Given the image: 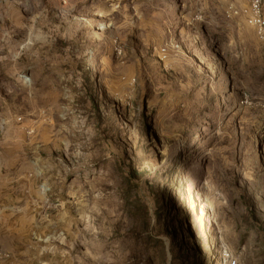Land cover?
I'll return each mask as SVG.
<instances>
[{
  "label": "rangeland",
  "instance_id": "1",
  "mask_svg": "<svg viewBox=\"0 0 264 264\" xmlns=\"http://www.w3.org/2000/svg\"><path fill=\"white\" fill-rule=\"evenodd\" d=\"M239 5L0 0V264H264Z\"/></svg>",
  "mask_w": 264,
  "mask_h": 264
},
{
  "label": "built area",
  "instance_id": "2",
  "mask_svg": "<svg viewBox=\"0 0 264 264\" xmlns=\"http://www.w3.org/2000/svg\"><path fill=\"white\" fill-rule=\"evenodd\" d=\"M231 9L254 29L258 39L264 44V0H240V5L232 6Z\"/></svg>",
  "mask_w": 264,
  "mask_h": 264
}]
</instances>
